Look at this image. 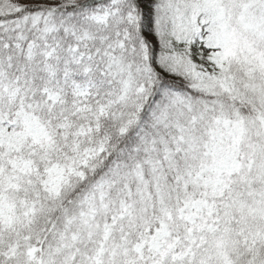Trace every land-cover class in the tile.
Returning <instances> with one entry per match:
<instances>
[{
    "label": "snow or ice",
    "instance_id": "snow-or-ice-1",
    "mask_svg": "<svg viewBox=\"0 0 264 264\" xmlns=\"http://www.w3.org/2000/svg\"><path fill=\"white\" fill-rule=\"evenodd\" d=\"M0 264H264V0H0Z\"/></svg>",
    "mask_w": 264,
    "mask_h": 264
}]
</instances>
